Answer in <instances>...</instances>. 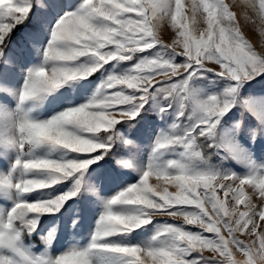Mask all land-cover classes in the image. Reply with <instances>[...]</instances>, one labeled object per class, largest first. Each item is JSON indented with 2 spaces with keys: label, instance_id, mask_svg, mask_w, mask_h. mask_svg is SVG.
Here are the masks:
<instances>
[{
  "label": "snow or ice",
  "instance_id": "1",
  "mask_svg": "<svg viewBox=\"0 0 264 264\" xmlns=\"http://www.w3.org/2000/svg\"><path fill=\"white\" fill-rule=\"evenodd\" d=\"M190 7L192 17L199 14L206 28H190L183 0H83L52 26L42 63L27 72L16 93L18 114L0 109V144L17 151L11 170H18L22 177L13 184L10 176H2L0 187L25 196L75 179L105 155L115 156L112 130L123 121L136 119L151 90L161 94L165 102L158 109L161 114L175 105L173 129L181 126L188 112L181 135L158 134L153 142L154 154L181 148L182 158L149 163L137 183L105 203L90 245L82 250L69 249L54 260L29 256L18 242L22 232L30 235L35 231L40 215L55 214L77 195L79 179L72 189L52 199L17 200L6 217L0 218V264H93V256L105 264H148L142 257L150 258L151 264H264V175L239 177L192 167V161L201 157L197 145L200 138L213 141L209 148L236 151L233 143L216 140V129L237 105L242 118L244 112L255 116L264 131V100L238 99L243 85L264 76V53L258 54L245 40L235 13L224 0H193ZM258 7L264 17V0H259ZM29 12L27 0H0V45L6 44L13 28L23 23ZM165 23H170L175 33L171 43L161 37ZM155 48L166 52L168 58L160 51L152 54ZM144 53L149 55H138ZM134 59L126 74L109 75L91 100L79 107L45 121H34L23 111V105L41 101L105 64ZM198 72H212L234 86L219 95L198 99L190 85ZM240 126L241 121H237L234 128ZM256 135L257 130L252 129L253 140ZM43 147L82 158L52 159L38 154ZM116 163L131 167L128 160L117 159ZM153 178L156 183L150 184ZM169 187L175 191L170 192ZM129 206L138 211L119 210ZM157 216L183 217L185 224L201 231L166 224L145 246L100 243L130 234ZM239 237L251 238V242ZM47 243H51L50 238ZM234 251L245 259L236 260Z\"/></svg>",
  "mask_w": 264,
  "mask_h": 264
},
{
  "label": "rangeland",
  "instance_id": "2",
  "mask_svg": "<svg viewBox=\"0 0 264 264\" xmlns=\"http://www.w3.org/2000/svg\"><path fill=\"white\" fill-rule=\"evenodd\" d=\"M83 0H27L30 7L28 18L23 23L16 25L6 39L3 55H0V109L13 114L17 113L18 98L16 93L20 90L27 72L38 67L42 63V53L50 38L52 26L66 12L75 11ZM193 0H183L184 15L188 17L190 28L202 30L206 28L204 21L191 14ZM199 2V0H197ZM235 13L236 24L245 40L252 45L258 53H264V17L259 13V0H224ZM255 4V7H253ZM175 33L170 23L161 27V37L166 43H171ZM160 51L164 58H168L166 52L159 48L152 50V54ZM149 55V53L138 54ZM181 58H177L179 61ZM91 63L88 60L81 61ZM135 59L125 63L115 61L103 65L99 71L82 80L71 81L63 87L46 95L41 101L23 105V111L27 112L34 121H45L69 108L79 107L91 100L97 90L105 83L109 75H124L133 66ZM191 87L196 91L198 99H204L209 95H219L225 89L234 86L233 82L216 76L212 72H198L190 81ZM143 110L132 121H123L112 130L113 152L115 156L105 155L102 160L77 176L79 190L77 195L68 200L55 214L40 215L35 231L29 235L22 232L18 242L19 247L27 255L32 257L44 256L54 260L57 256L69 249H85L91 243V237L96 223L104 210L105 203L118 192L138 182L143 170L149 163H166L169 160H180L182 149L176 148L164 154L153 153V142L158 134L181 135L184 126L187 125V115L180 121V127L173 129L174 108L166 114L159 112V107L164 105L162 95L151 90ZM253 98L258 102L264 100V76L246 83L239 89L238 99ZM237 105L221 121L216 129V140L221 139L225 143H233L235 152H228L224 148H209L211 140L200 138L197 140L201 157L192 161V167L200 171L219 173H231L239 177L249 175H264V131L258 126L255 116L244 112ZM241 121L237 130L234 125ZM256 129L255 140L251 136V130ZM130 143L125 144L124 141ZM38 154L49 156L52 159L82 158L77 154L66 153L62 149H49L43 147L37 150ZM79 155H88L81 153ZM17 151L5 144H0V177L8 175L14 184L21 175L18 170L12 171L11 165L17 159ZM117 159L128 160L131 167H123L116 163ZM75 179L66 180L52 188L43 191L19 196L14 189L0 187V218L6 217L7 212L14 206L17 200L28 202L52 199L63 192L73 188ZM155 184V179L149 181ZM164 182L161 181V184ZM169 191L175 189L169 187ZM255 203V200L253 201ZM242 210V206H240ZM125 213H136L135 207L119 209ZM75 221V224H73ZM172 224L189 228L193 232L201 231L194 225H187L183 217L157 216L152 223L127 235L110 237L101 241L103 244H115L120 246H145L152 243V237L159 227ZM205 235H209L205 233ZM51 243L48 244V239ZM251 242V238L239 237ZM205 255H208L206 252ZM236 260L245 258L238 251H234ZM93 264H105L97 256H93ZM151 264L150 258L142 257Z\"/></svg>",
  "mask_w": 264,
  "mask_h": 264
}]
</instances>
